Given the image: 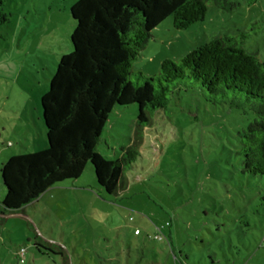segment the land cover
I'll use <instances>...</instances> for the list:
<instances>
[{
	"label": "rangeland",
	"instance_id": "rangeland-1",
	"mask_svg": "<svg viewBox=\"0 0 264 264\" xmlns=\"http://www.w3.org/2000/svg\"><path fill=\"white\" fill-rule=\"evenodd\" d=\"M75 2L0 0L7 18L0 24V168L10 156L46 148L40 98L58 58L71 51ZM238 34L244 50L264 61V0L206 3L203 20L185 30L169 16L132 71L150 77L162 60L177 64L215 37ZM165 113L144 130L118 197L99 190L87 164L75 182L45 190L18 214H0V264H264V176L242 174L236 155L238 133L253 116L211 106L197 90L171 98ZM135 120V106L114 110L96 153L116 160ZM36 236L62 255L36 248Z\"/></svg>",
	"mask_w": 264,
	"mask_h": 264
},
{
	"label": "trees",
	"instance_id": "trees-1",
	"mask_svg": "<svg viewBox=\"0 0 264 264\" xmlns=\"http://www.w3.org/2000/svg\"><path fill=\"white\" fill-rule=\"evenodd\" d=\"M219 0H76L71 51L58 58L47 91L40 98L46 148L10 156L1 164L0 214H18L47 189L76 180L87 164L99 190L118 197L132 170L156 114L167 111L171 98L199 91L204 102L253 116L238 133L236 155L241 173L264 176V61L247 53L243 34L215 37L177 64L159 63L158 73L144 77L132 71L151 32L172 16L185 30L203 20L206 3ZM1 4V3H0ZM7 22L0 12V24ZM136 107L131 144L114 161L96 153L108 116ZM36 248L62 255L61 248L35 237Z\"/></svg>",
	"mask_w": 264,
	"mask_h": 264
},
{
	"label": "built area",
	"instance_id": "built-area-1",
	"mask_svg": "<svg viewBox=\"0 0 264 264\" xmlns=\"http://www.w3.org/2000/svg\"><path fill=\"white\" fill-rule=\"evenodd\" d=\"M135 233H137V231H135ZM154 238H155L157 241H161V240H162V237L159 236V235H156Z\"/></svg>",
	"mask_w": 264,
	"mask_h": 264
},
{
	"label": "crops",
	"instance_id": "crops-1",
	"mask_svg": "<svg viewBox=\"0 0 264 264\" xmlns=\"http://www.w3.org/2000/svg\"><path fill=\"white\" fill-rule=\"evenodd\" d=\"M73 181L75 182V180H73ZM74 182H73V183H74Z\"/></svg>",
	"mask_w": 264,
	"mask_h": 264
}]
</instances>
